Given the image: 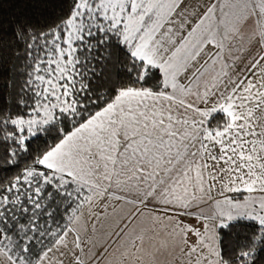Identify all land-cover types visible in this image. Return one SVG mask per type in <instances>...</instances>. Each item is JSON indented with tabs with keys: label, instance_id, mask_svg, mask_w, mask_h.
Returning a JSON list of instances; mask_svg holds the SVG:
<instances>
[{
	"label": "crops",
	"instance_id": "0c3cea01",
	"mask_svg": "<svg viewBox=\"0 0 264 264\" xmlns=\"http://www.w3.org/2000/svg\"><path fill=\"white\" fill-rule=\"evenodd\" d=\"M246 5L224 9V34L199 46L207 101L223 96L217 109L230 116L222 131L206 128L217 110L166 101L163 91H135L127 103L119 97L101 108L43 156L46 166L94 188L53 246L60 254L55 262L65 263V253L77 251L79 264H227L220 254L217 202L264 208L257 191H264V47H255L264 45V19ZM251 20L255 29L248 31ZM200 83L205 86L204 79ZM143 94L153 98L137 101ZM164 103L183 107L185 125L195 128L181 146L175 138L183 133L170 124L178 117L158 114ZM191 150L199 154L206 200L184 205L172 191L175 170ZM249 213L240 217L254 218ZM0 264L18 263L0 248Z\"/></svg>",
	"mask_w": 264,
	"mask_h": 264
},
{
	"label": "trees",
	"instance_id": "16d2710c",
	"mask_svg": "<svg viewBox=\"0 0 264 264\" xmlns=\"http://www.w3.org/2000/svg\"><path fill=\"white\" fill-rule=\"evenodd\" d=\"M82 1L0 0V245L18 264H37L94 190L46 166L43 156L124 90H168L161 68L134 53L137 40L123 38L100 0H84L85 9ZM74 20L80 33L68 52ZM229 123L217 110L208 127ZM249 219L220 225L225 263L257 231Z\"/></svg>",
	"mask_w": 264,
	"mask_h": 264
},
{
	"label": "rangeland",
	"instance_id": "374dc122",
	"mask_svg": "<svg viewBox=\"0 0 264 264\" xmlns=\"http://www.w3.org/2000/svg\"><path fill=\"white\" fill-rule=\"evenodd\" d=\"M82 3L84 9L90 6L84 0ZM99 4L104 16L113 18L117 25L122 27V36L125 40L132 43L137 40L134 53L146 62L161 68L163 81L168 88L167 92L163 91L164 93H162L166 96V101L174 99L183 103L196 104L201 106L200 108L205 113L218 110L217 104H221L223 100V96H214L211 101H207V72L201 71L203 59L199 62L198 56L199 46H204L207 37L224 34L225 31L222 32L220 26L226 24L228 12L225 19L222 16L219 17V14L224 9L230 8V6L239 8L242 4H247L246 7L256 10V14L264 19V0H100ZM253 25H256V23L251 20L248 31L255 29ZM80 27L77 20L71 23L72 37L67 39L70 44L66 48L68 52L73 48L71 43L80 33V30H78ZM226 30L231 36V31L234 29L231 27L230 30ZM235 36L238 37L236 34ZM261 46L264 47V45L255 43L256 48ZM251 51H253V48H251ZM194 54L196 57L193 60ZM201 79H204V87L200 83ZM135 91L146 93L143 90L129 88L121 92V95L119 94L120 96L118 95L117 98L121 97L120 100H126ZM200 92L202 94L197 96ZM136 98L137 101L138 99L149 101L153 97L143 94ZM127 100L125 103H127ZM207 103H211V105ZM157 110L160 111L158 113L160 116L167 117V113L171 111L173 116L170 118L178 117L179 120H170V124L176 125L177 123V127L181 130L183 136L179 140L177 137L175 139L180 146L183 145L188 135L193 134L192 131L195 130V128L185 125L183 118L187 115H185L184 108L177 103H164L157 107ZM206 128L213 131L214 134L222 131L221 129ZM62 152L63 150L59 151V153ZM198 158L197 151L191 150L179 163L176 172L174 171L177 176L174 180L177 187L172 192L175 194L174 197L184 205L205 202L206 200L202 181L203 171ZM42 162H44L43 158ZM174 172L172 175H174ZM174 181L172 180V182ZM167 192L169 191L167 190ZM216 206L221 224L234 220L242 214H248V210L250 212L249 216L264 222V217L259 215L254 208V204H230L226 208L224 202H217ZM254 212H256V215H253ZM59 240L61 241V238ZM64 243L63 241L62 244ZM56 244L57 242L54 245ZM53 246L49 252L44 253L41 264H79L77 251H72L71 254L65 253L63 256L66 258L65 263L55 262L60 254L59 251L52 252ZM55 247H58V245ZM0 248L5 251L8 257L13 259L3 246L0 245Z\"/></svg>",
	"mask_w": 264,
	"mask_h": 264
},
{
	"label": "snow or ice",
	"instance_id": "6c2138e0",
	"mask_svg": "<svg viewBox=\"0 0 264 264\" xmlns=\"http://www.w3.org/2000/svg\"><path fill=\"white\" fill-rule=\"evenodd\" d=\"M34 3H42V0H33ZM258 193L264 195V191L258 189ZM254 208L261 217H264V208L255 204ZM256 215V212L253 213ZM249 223L255 224L257 231L249 237L248 246L243 250H237L233 264H264V224L257 220L249 219Z\"/></svg>",
	"mask_w": 264,
	"mask_h": 264
}]
</instances>
